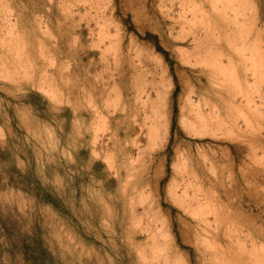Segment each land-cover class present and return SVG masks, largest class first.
<instances>
[{"label":"rangeland","instance_id":"1","mask_svg":"<svg viewBox=\"0 0 264 264\" xmlns=\"http://www.w3.org/2000/svg\"><path fill=\"white\" fill-rule=\"evenodd\" d=\"M263 257L264 0H0V264Z\"/></svg>","mask_w":264,"mask_h":264},{"label":"bare ground","instance_id":"2","mask_svg":"<svg viewBox=\"0 0 264 264\" xmlns=\"http://www.w3.org/2000/svg\"><path fill=\"white\" fill-rule=\"evenodd\" d=\"M223 62V61H222ZM206 105V104H205ZM218 107V106H217ZM219 108V107H218ZM210 110V109H209ZM219 110V109H218ZM221 110V109H220ZM214 111V110H213ZM221 113V112H220ZM212 114V113H211ZM222 115V114H221ZM200 116V115H199ZM204 116V115H203ZM202 115H201V117H203ZM218 117V116H217ZM221 117V116H220ZM208 118V117H207ZM203 119H205V118H203ZM166 120V119H165ZM201 120V119H200ZM208 120H209V118H208ZM223 120V119H222ZM209 122H211V120L209 121ZM208 122V123H209ZM206 124V123H205ZM209 124H211V123H209ZM218 124V123H217ZM160 127V126H159ZM159 127H157L156 126V128H153L154 130L152 131V136H154V138L155 137H157L158 138V136L161 134H159V131H160V129H158ZM162 129H163V127H162ZM164 136V135H163ZM161 138H163L162 136H161ZM192 168H193V166H192ZM194 173V172H193ZM193 177H195V176H193ZM204 177V176H203ZM196 178V177H195ZM211 179V178H210ZM190 183V182H189ZM199 185V184H198ZM186 192V191H185ZM215 192V191H214ZM192 197V196H191ZM197 198V197H196ZM193 199V198H192ZM202 200V199H201ZM207 200V199H206ZM206 200H204L205 202H206ZM212 201V200H211ZM186 202V201H185ZM190 202V201H189ZM198 202V201H197ZM180 203V202H179ZM183 203V202H182ZM188 203V202H187ZM206 204V203H205ZM219 204V203H218ZM186 206H189V205H186ZM206 206H207V204H206ZM190 207V206H189ZM192 208H194V207H192ZM199 208V207H198ZM212 208V207H211ZM215 208V207H214ZM197 210V209H196ZM202 210V209H201ZM209 210V209H208ZM213 210V209H212ZM188 211V210H187ZM198 211V210H197ZM208 213V212H207ZM217 213V212H216ZM193 214V213H192ZM197 215H198V213H197ZM214 215V214H213ZM218 216V215H217ZM198 217V216H197ZM215 218V217H214ZM208 220V219H207ZM217 220V219H216ZM209 227V226H208ZM215 228H217V226L215 227ZM211 230V229H210ZM209 231V230H208ZM215 231V230H214ZM214 231H212V232H214ZM216 231H217V229H216ZM206 236V235H205ZM219 237V236H218ZM201 241V240H200ZM206 242V241H205ZM210 242H212V241H210ZM202 243V242H201ZM215 242H213V244H214ZM212 245V244H211ZM208 246H210V245H208ZM214 246V245H213ZM213 246H211V247H213ZM231 247V246H230ZM215 248V247H214ZM216 249V248H215ZM229 250V249H228ZM227 250V251H228ZM233 251V250H232ZM258 251V250H257ZM262 251V250H261ZM229 255H230V252H229ZM240 255V254H239ZM242 255V254H241ZM226 256H228V255H226ZM225 256V257H226ZM255 256V255H254ZM224 257V256H223ZM231 256H229V257H227V258H230ZM232 258H234V257H232ZM225 259V258H224ZM263 259H264V257H263ZM242 260V259H241ZM237 261V260H236ZM262 261H264V260H262ZM231 262V261H230ZM234 262V261H233ZM246 262V261H245ZM242 264V263H241ZM246 264V263H245ZM256 264V263H255Z\"/></svg>","mask_w":264,"mask_h":264},{"label":"trees","instance_id":"3","mask_svg":"<svg viewBox=\"0 0 264 264\" xmlns=\"http://www.w3.org/2000/svg\"><path fill=\"white\" fill-rule=\"evenodd\" d=\"M44 199H45V201L49 200L47 196H46V197H44Z\"/></svg>","mask_w":264,"mask_h":264}]
</instances>
